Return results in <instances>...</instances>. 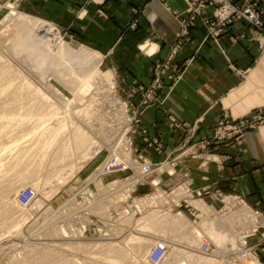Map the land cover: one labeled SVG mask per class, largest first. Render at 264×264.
<instances>
[{
    "label": "rangeland",
    "instance_id": "374dc122",
    "mask_svg": "<svg viewBox=\"0 0 264 264\" xmlns=\"http://www.w3.org/2000/svg\"><path fill=\"white\" fill-rule=\"evenodd\" d=\"M24 1L0 0V119L28 113L40 101L20 88L30 82L60 117L66 116L69 136L73 127H87L103 148L87 160L86 148L78 151L72 145L69 156L41 161L39 136L59 124L48 111L37 131L26 124L19 129L14 122L15 128L0 135V264H152L149 254L157 243L167 247L159 264H264V216L258 206L217 191L211 192L219 200L216 206L176 180L186 157H200L196 131L179 129L168 119L177 140L182 135L187 145L167 152L163 135L150 134L142 124L145 111L161 103H137L133 86L119 82L105 53L57 26L76 58L71 75L61 66L68 62L67 52L62 59L54 54L55 69L33 49L10 45L15 14L39 18L25 10ZM58 72L69 75V81L62 82ZM149 151L167 157L154 162ZM61 172L67 173L63 177ZM27 186L37 196L24 207L18 195ZM157 211L166 216L141 223Z\"/></svg>",
    "mask_w": 264,
    "mask_h": 264
},
{
    "label": "crops",
    "instance_id": "0c3cea01",
    "mask_svg": "<svg viewBox=\"0 0 264 264\" xmlns=\"http://www.w3.org/2000/svg\"><path fill=\"white\" fill-rule=\"evenodd\" d=\"M254 1L264 9V0ZM22 5L105 53L119 82L133 86L137 103L140 87L152 83L157 64L171 53L181 30L179 16L188 9L186 0H25ZM173 64L181 78L176 82L174 73L164 74L158 91L164 103L145 111L143 126L163 135L167 152L187 145L182 135L177 140L169 115L195 126L200 157H186L176 180L216 206L211 192L237 194L264 216V123L232 140L214 139L225 116L239 120L264 107V36L242 19L215 40L199 19ZM148 155L154 162L167 157Z\"/></svg>",
    "mask_w": 264,
    "mask_h": 264
},
{
    "label": "bare ground",
    "instance_id": "6f19581e",
    "mask_svg": "<svg viewBox=\"0 0 264 264\" xmlns=\"http://www.w3.org/2000/svg\"><path fill=\"white\" fill-rule=\"evenodd\" d=\"M11 28H12L11 32H13V36L14 37H13V39H12L13 41L10 43V45L18 46V44H19L20 47H21V45H23L22 47H24V48L33 49L32 50L33 52H36V53L40 54L41 59L44 58L45 60H48V62H47L48 64L51 63L50 64L51 66H55V69L58 68V65H56V62H55L56 61L55 55H58L57 59H62L63 58L62 55L67 52V55H68L67 58H69L68 62L66 64L61 65V66L70 69L69 70L70 72L68 71L70 73V75L73 72L72 70H75L74 69L75 66L73 64V59L75 58L74 52H72L71 48L69 47V45L66 44L65 41H63V39L60 37L58 28L54 24H52L51 22H47V21H45L43 19H40V18H37V17H33L31 15H27V14H23V13H17V14H15V17L12 20ZM13 28H15V29H13ZM17 37H20V39H17ZM33 52L31 54H33ZM45 60L42 61L41 64L46 62ZM39 62H40V60H39ZM98 63H100V62H98ZM96 68L98 69V66H96ZM98 71H99V69H98ZM46 73H48V72H46ZM57 74L58 75H56V76H58L59 79L62 80V82L69 81L68 80L69 75H66L63 72H60V73L58 72ZM88 75L90 76L91 74H88ZM86 78L84 80H86ZM73 79L74 78H72V80ZM94 79H95V77H94ZM45 80H47V78H45ZM48 83L49 82H47V84ZM48 86H50V84H48ZM51 87L53 89V86H50V88ZM20 88L26 89L29 92L33 91V93H36V95H35L36 98H40L39 99L40 101L36 102V103L33 102V105L32 106L30 105V107L28 108V113L27 112L26 113H22V111L18 112V113L17 112H13L10 115H8V117H6V116L3 117L5 119L1 118L0 121L3 119L4 123L0 124V135L4 134L5 132H8L9 129H11L12 124H15V123H16V125H18V127L23 125V124H26V125H28V129L30 128L33 131H37L39 129V126L44 123V120H45L43 118L44 111H48L49 112L48 114H50V116L53 115L51 119L55 120V122L59 120V124L56 123L57 126L56 125H54V126L52 125L50 128H47L46 130H44L43 133L41 132V134L39 136L38 146H40V153H41L40 157L42 159L41 161H44V159H46L47 157L49 158V156H51V155H52V158L54 156L55 160L57 159V157H58V160H59L60 158L63 159L64 157H67V155L69 156V154L71 153V151L69 153V150L72 149L71 148L72 145L75 146L74 148L78 149V151H79V149L83 150V148L84 149L86 148L87 152L85 154L88 157L87 160L93 158L95 155H97V153L100 152V150H102L103 146L101 144L96 143V141H94L95 138H93L89 134V131L87 130V127L86 128H82V127H75L74 128L73 127L72 128L73 135L69 136L70 135L69 132H66V131H68L71 128L69 127L67 121H65L66 120L65 119L66 116L64 117V119H63V117H60V115H59L60 112H58V110L56 109L57 107H54V106H51V105L47 104L46 101L43 98L44 96L43 97L39 96V94H40L39 91L30 82L22 84ZM18 89H19V87H18ZM31 95L32 94H29V96H31ZM47 102H49V101H47ZM20 108H23V107H20ZM86 114L88 116L89 115V111ZM62 116H64V115H62ZM48 121H50V120H48ZM29 122H33V123L32 124H28ZM52 124H53V122H52ZM12 127L15 128L16 126L14 125ZM90 128H92V127H90ZM19 129H20V127H19ZM12 130H14V129H12ZM65 132L68 133V134H66V137H65ZM71 133H72V131H71ZM72 136H74V137H72ZM56 147H58V148L56 150H54ZM54 159H53V161H55ZM38 163H40V162H38ZM63 173L65 175L67 172L66 173L65 172H61V175L64 177ZM3 176H4V174L1 175V177H3ZM59 177L60 178H58V180L61 179V176H59ZM49 179L50 178H48L47 180H49ZM6 184L8 185V183H5L4 185H6ZM199 205H201V204H199ZM163 216H166V213H161L160 211L158 213L155 212L152 215L141 219V221H142L141 223L142 224H149L150 221H155L156 219L158 220V219H160V217H163ZM176 219L179 222L180 221L181 222L184 221V218L182 216H178ZM196 231H197V233L198 232L201 233V231L198 230V229ZM192 237L195 239L194 236H192Z\"/></svg>",
    "mask_w": 264,
    "mask_h": 264
},
{
    "label": "built area",
    "instance_id": "2783aa9c",
    "mask_svg": "<svg viewBox=\"0 0 264 264\" xmlns=\"http://www.w3.org/2000/svg\"><path fill=\"white\" fill-rule=\"evenodd\" d=\"M188 9L185 14L179 16L181 22V30L178 33L176 43L173 45L171 53L164 62L157 64L155 68L154 80L149 86H141L140 92L142 99L146 104H153L158 100L161 104L164 99L158 96V91L162 87L164 74L171 72L175 74V81L181 78V70L177 65L173 64L174 57L178 54L181 47L191 38V29L197 20L201 19L208 29L209 36L215 40L228 30V28L238 20L248 21L252 28L264 36V9L260 8L254 0H186ZM210 10L207 14L206 12ZM160 97V98H158ZM253 117L240 118L233 120L230 116H225L218 125L214 139H235L247 130L256 128L259 124L264 123V107L257 108ZM251 115V116H252ZM169 119L173 120L174 126L179 129H190L195 132V126H189L185 122L177 120L174 116ZM160 144V148H161ZM37 196V192L30 186L23 188L18 195V202L21 206L27 207L31 205ZM167 253V247L163 243L155 244L149 254V260L152 264H159Z\"/></svg>",
    "mask_w": 264,
    "mask_h": 264
}]
</instances>
